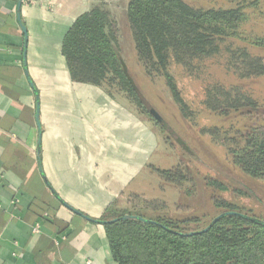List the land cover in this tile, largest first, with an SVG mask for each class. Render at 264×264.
<instances>
[{"label": "crops", "instance_id": "obj_1", "mask_svg": "<svg viewBox=\"0 0 264 264\" xmlns=\"http://www.w3.org/2000/svg\"><path fill=\"white\" fill-rule=\"evenodd\" d=\"M21 1L0 0V264H116L100 219L156 168V135L69 77L62 42L90 0Z\"/></svg>", "mask_w": 264, "mask_h": 264}, {"label": "trees", "instance_id": "obj_2", "mask_svg": "<svg viewBox=\"0 0 264 264\" xmlns=\"http://www.w3.org/2000/svg\"><path fill=\"white\" fill-rule=\"evenodd\" d=\"M90 1V9L76 19L62 42L61 52L71 81L121 92L154 120L121 55L116 20L104 0ZM243 17L241 11L196 9L182 0H128L126 7L137 60L147 68L149 76L165 79L183 117L188 115V108L168 74L172 45L179 42L182 47H190L192 43H206L208 37ZM186 34L191 39L184 44ZM252 46L264 49V39L254 40ZM252 69L254 65L250 71L260 74ZM105 92L111 97L110 92ZM221 95L229 100L230 92ZM212 112L222 117L235 113L246 118V131L237 132L243 145L233 151L232 165L250 179L264 180V105L227 102ZM154 171L163 183L180 190L192 182L189 171L181 166ZM207 185L213 190L227 191L216 181L210 180ZM212 203L223 216L212 225L210 222L206 231V227L185 229L197 220L182 222L158 215L165 208L158 201L140 202L133 211H106L100 222L112 260L116 264H264V220L215 197ZM126 215L129 219L119 220Z\"/></svg>", "mask_w": 264, "mask_h": 264}, {"label": "rangeland", "instance_id": "obj_3", "mask_svg": "<svg viewBox=\"0 0 264 264\" xmlns=\"http://www.w3.org/2000/svg\"><path fill=\"white\" fill-rule=\"evenodd\" d=\"M182 1L196 9L244 14L240 22L221 28L206 43L182 47L177 41L172 45L168 74L188 108L186 117L179 112L165 79L149 76L147 68L137 60L126 18L128 0H104L118 25L121 55L154 120L121 92L101 89L138 116L158 141L156 168L148 170L149 177L142 174L136 183L139 190L128 195L124 210L133 211L140 202L158 201L165 206L158 215L182 222L197 220L185 229L200 230L222 214L213 206L215 197L264 220V180L250 179L232 165L233 151L243 145L237 132L244 133L248 121L241 114L222 117L212 112L227 102L264 105V49L252 46L254 40L264 39V0ZM190 39V34L184 35V44ZM253 65L252 70L260 74L250 71ZM225 92H230L229 100L221 95ZM177 166L187 169L192 178L181 190L163 183L154 171H169ZM210 180L221 183L227 191L210 189Z\"/></svg>", "mask_w": 264, "mask_h": 264}, {"label": "built area", "instance_id": "obj_4", "mask_svg": "<svg viewBox=\"0 0 264 264\" xmlns=\"http://www.w3.org/2000/svg\"><path fill=\"white\" fill-rule=\"evenodd\" d=\"M21 3L27 6H37L41 9L52 8L54 5V0H22ZM37 232V230H35Z\"/></svg>", "mask_w": 264, "mask_h": 264}, {"label": "water", "instance_id": "obj_5", "mask_svg": "<svg viewBox=\"0 0 264 264\" xmlns=\"http://www.w3.org/2000/svg\"><path fill=\"white\" fill-rule=\"evenodd\" d=\"M222 216H223V214L220 215V216H218V217H216V218L212 221L211 225L214 224V223H215L219 218H221ZM127 219H129V216L126 215V216L122 217V218L119 219V220L124 221V220H127ZM211 225H209L208 227H206V229H204L203 231L208 230V229L210 228Z\"/></svg>", "mask_w": 264, "mask_h": 264}]
</instances>
